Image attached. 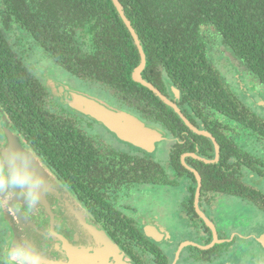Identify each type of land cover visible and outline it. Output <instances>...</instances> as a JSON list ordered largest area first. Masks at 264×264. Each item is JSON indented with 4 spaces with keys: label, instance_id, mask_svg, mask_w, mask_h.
Listing matches in <instances>:
<instances>
[{
    "label": "flooded vegetation",
    "instance_id": "1",
    "mask_svg": "<svg viewBox=\"0 0 264 264\" xmlns=\"http://www.w3.org/2000/svg\"><path fill=\"white\" fill-rule=\"evenodd\" d=\"M42 54L66 79H41L48 89L51 81L73 90H77L72 87L74 83L86 85ZM212 64L222 79L226 77L223 66L227 64L220 66L214 60ZM168 87V99L177 104L179 90L173 86L174 91L170 84ZM227 87L264 118L252 102L244 101V86L241 90ZM56 99L70 116L80 119L77 122L88 125L81 126L87 144L61 145L55 159L36 151L12 129L8 118H0V130L5 136L0 153L10 151L9 133L18 149L32 154V168L44 177L34 203L28 191L19 187L6 192V205L0 198V264H8L21 245L39 252V264H264V138H256L251 130L213 109H204L201 115L187 104L189 122L197 130L210 133L216 143L188 127L184 133L186 151L179 156L189 175L184 173L182 177L172 160L179 140L172 134L159 149L160 143L155 152L148 154L150 158L161 156L159 160L153 158L160 175L144 177L149 172L144 167L150 166L142 160L146 157L144 151L121 140L96 120L72 110L62 97ZM75 142L67 140L69 144ZM49 147L53 149V145ZM68 149L88 152L77 154L69 169L64 166L66 156H74L66 155ZM238 156L243 158L238 160ZM239 161L245 172L242 180L248 183L247 197L241 196L239 182L235 187L233 178L225 182L224 176L216 191L211 190L209 166L216 165L221 174L235 176ZM251 167H255L254 172ZM196 173L201 177L199 197ZM234 178L239 181L238 176ZM145 199L148 201L143 203ZM236 215L244 216L246 221L240 218V223L235 222ZM151 228L162 233L158 235L160 241L150 236ZM131 232L142 233L146 239L128 235ZM233 250L241 255L234 256ZM252 256H258V260Z\"/></svg>",
    "mask_w": 264,
    "mask_h": 264
},
{
    "label": "trees",
    "instance_id": "2",
    "mask_svg": "<svg viewBox=\"0 0 264 264\" xmlns=\"http://www.w3.org/2000/svg\"><path fill=\"white\" fill-rule=\"evenodd\" d=\"M119 1L146 54L144 80L167 98L168 84L179 90L181 98L175 104L186 118L187 104L201 115L204 109H213L251 130L256 138H264V118L226 86L212 64L214 56L204 38L216 36L220 47H226L264 88V0ZM13 29L22 34L18 46L28 49L34 44L68 74L108 92L116 105L94 97L164 131L167 138L172 134L177 137L172 158L175 170L179 176L189 175L179 156L186 151L184 133L188 127L173 108L133 80L141 63L140 53L112 0H0V118H8L12 129L36 151L55 159L61 145L87 144L81 126L88 123L81 124L77 122L80 119L70 116L54 90L27 66V52L19 55L10 43L7 33ZM67 140L76 142L69 144ZM84 152L88 151L68 149L64 153L74 157L66 156L64 166L70 169L76 155ZM144 154L142 160L150 166L144 167L149 172L143 176L158 177L157 164L149 153ZM242 158L238 156V160ZM245 161L249 166L250 161ZM209 167L211 190L216 191L224 176L225 182L233 178L235 187L239 182L241 196L247 197L242 163L236 168L238 173L235 171L239 181L234 175L221 174L216 165ZM190 193L193 200L194 189ZM128 235L146 239L142 233Z\"/></svg>",
    "mask_w": 264,
    "mask_h": 264
},
{
    "label": "water",
    "instance_id": "3",
    "mask_svg": "<svg viewBox=\"0 0 264 264\" xmlns=\"http://www.w3.org/2000/svg\"><path fill=\"white\" fill-rule=\"evenodd\" d=\"M112 2L119 16L124 22L126 28L130 32L136 44V47L140 53L141 63L133 73V80L136 83L152 91L163 102H165L168 106L173 108L175 112L181 117V119L183 120V122L187 127L191 128L197 134L199 133L203 136L212 139L216 143L215 139L210 133L201 132L197 130L183 115V113L180 111V109L176 106L175 103L171 102L167 97H165L158 88H156L154 85L143 79L142 73L147 65V59L142 44L140 42V39L135 29L133 28L131 21L127 18L124 7L122 6L121 2L119 0H112ZM50 87L54 90V93L57 96L62 97L63 103L68 105L72 110L96 120L97 122L104 125L107 129H109L112 133L117 135L121 140L127 142L129 145L138 148L146 153L152 154L153 152L156 151L157 144L167 139L164 131L155 128L153 126H150L146 123H143L133 115L121 111L109 105L107 102L100 100L88 93L73 90L67 87L66 85L60 84L57 81H51ZM171 89L174 90L175 88L172 86ZM8 136L11 146L10 151L13 149H18V144L16 140L9 133ZM5 155H7V152H5ZM26 164H27V160H25L22 157L20 161V167L23 169L24 165ZM32 165L33 163L31 162V166ZM196 176L200 182L199 190H198V197H199L200 187H201V177L198 173H196ZM149 234L153 239L155 238L160 241L158 235H162V233L159 230H156L155 228H151L149 229Z\"/></svg>",
    "mask_w": 264,
    "mask_h": 264
},
{
    "label": "rangeland",
    "instance_id": "4",
    "mask_svg": "<svg viewBox=\"0 0 264 264\" xmlns=\"http://www.w3.org/2000/svg\"><path fill=\"white\" fill-rule=\"evenodd\" d=\"M16 28V27H13ZM8 37L10 39V43L13 45V47L17 50V53L19 55L22 54L23 51L27 52V59H25V62L27 66L32 69L37 76L40 79L44 78H53L55 80H61L66 81V79L62 76V71L57 69L53 64L55 68H52L50 65V62L46 60V58L43 56L42 51L39 50L34 44L30 43L28 46V49H25L22 45L18 46V38L21 37V32L19 29H13L8 31ZM207 44L209 47V52L211 55L214 56L213 60L218 63L220 66L224 65V62H227V65H224L223 67H226V77L224 76V82L227 86L233 88V89H240L241 87H245L246 93L244 94V101L246 103L252 102V105L255 107L256 111L258 113H261L264 115V113L261 112V110L264 111V90H260L258 87L256 81L253 77H251L250 73L247 71V69L244 67L243 63L238 61L236 58H234L230 51L226 47L221 48L219 45L218 38L214 35H205L204 36ZM219 66V67H220ZM68 81V80H67ZM76 86H72L73 88L77 89V87L82 88L81 91H87L94 95H97L106 101L112 103L113 105H116L115 100L113 97L106 91H104L101 88L92 86V85H85L83 86L81 83H74ZM71 86V85H70ZM243 92H245L243 90ZM242 94V92H241ZM243 95V94H242ZM261 109V110H260ZM2 122V121H0ZM6 127V124L4 125ZM0 127L2 125L0 124ZM2 140H5V136L2 135V132L0 130V144L2 143ZM161 146V143L158 146ZM156 160H159L161 156L159 154L154 155L153 157ZM245 185L248 186V183L245 182ZM183 187V185H182ZM181 187V188H182ZM179 189H177L176 192H178ZM0 198L3 199L4 204L6 205V202L8 194L6 192H2V196L0 194ZM148 201V199L143 200V203ZM242 218V222L246 221V218L242 215H236L235 216V222H239V219ZM240 223V222H239ZM235 250L232 251V254H235L234 256H240L241 253H237ZM232 256V255H231ZM256 258V261L258 260V256H252V259ZM240 262V258L238 259Z\"/></svg>",
    "mask_w": 264,
    "mask_h": 264
},
{
    "label": "clouds",
    "instance_id": "5",
    "mask_svg": "<svg viewBox=\"0 0 264 264\" xmlns=\"http://www.w3.org/2000/svg\"><path fill=\"white\" fill-rule=\"evenodd\" d=\"M22 157L27 160L23 169L20 167ZM32 159L30 152H23L21 149H13L7 155L0 153V192H10V189L17 187L26 188L32 202H35L44 184V177L32 168ZM39 261V252L21 245L10 257L8 264H39Z\"/></svg>",
    "mask_w": 264,
    "mask_h": 264
}]
</instances>
